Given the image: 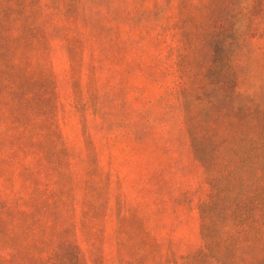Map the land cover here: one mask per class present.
Returning a JSON list of instances; mask_svg holds the SVG:
<instances>
[{
    "label": "rangeland",
    "instance_id": "obj_1",
    "mask_svg": "<svg viewBox=\"0 0 264 264\" xmlns=\"http://www.w3.org/2000/svg\"><path fill=\"white\" fill-rule=\"evenodd\" d=\"M256 149L264 0H0V264H264ZM209 175L261 190L228 263Z\"/></svg>",
    "mask_w": 264,
    "mask_h": 264
},
{
    "label": "trees",
    "instance_id": "obj_2",
    "mask_svg": "<svg viewBox=\"0 0 264 264\" xmlns=\"http://www.w3.org/2000/svg\"><path fill=\"white\" fill-rule=\"evenodd\" d=\"M254 151L249 157L250 165L232 169V178L239 184H243L246 178L259 176L256 167L262 165L264 159H258L255 156L258 150ZM212 152L215 154L221 151L219 147H213ZM208 180L211 183L210 195L199 205L202 238L209 254L228 263L230 257L237 256L241 248L248 247L258 238L253 212L259 210L257 197L261 190L255 186L254 192L252 190L250 193H244L240 188L225 189L223 183L232 182L229 177L217 178L209 175ZM226 226L230 229L224 231Z\"/></svg>",
    "mask_w": 264,
    "mask_h": 264
}]
</instances>
